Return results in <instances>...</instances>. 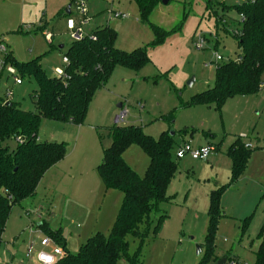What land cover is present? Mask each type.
<instances>
[{
  "label": "rangeland",
  "instance_id": "rangeland-1",
  "mask_svg": "<svg viewBox=\"0 0 264 264\" xmlns=\"http://www.w3.org/2000/svg\"><path fill=\"white\" fill-rule=\"evenodd\" d=\"M75 1L0 0V63L5 62L6 52L22 62L38 58L47 75L56 76V68L65 66L62 57L73 42L64 12ZM85 1L92 16V22L85 26L87 35L110 26L117 32V48L130 52L148 46L150 61L138 71L116 66L96 92L83 124L41 121L40 140L64 143L67 155L44 174L33 196L12 207L2 237L0 264H34L38 253H51L52 246L46 245L39 225L43 222L66 231L72 253L97 232L109 235L123 193L113 189L107 197L100 193L95 199L91 188L95 178L101 179L98 165L112 142L110 128L115 115L120 117L116 126H139L155 139L163 132L174 133L172 156L178 170L168 186L171 202L162 205L168 218L143 242V263L213 264L215 257H227V264H254L264 225V85L257 92L231 96L219 107L214 103L190 104L193 96L214 86L217 65L236 60L241 53L234 36L242 29L235 6L245 0H169L155 9L148 21L141 19L132 0ZM110 8L126 13L127 18L110 17ZM71 16L77 17L75 7ZM151 24L176 30L163 44L150 46L154 39ZM44 33L54 36L52 45ZM61 45L64 48L60 49ZM217 56L222 59L218 61ZM7 67L0 73V97L6 98L10 91V99L21 109L35 110L32 96L38 89L36 78L26 75L17 84ZM262 79L264 82V73ZM239 141L253 149L243 173L223 192L225 216L219 220L210 254L205 239L209 196L213 188L230 182L228 151ZM185 144L192 149L212 145L215 150L206 160L195 159L190 153L177 157ZM4 145L14 149L17 142L12 138ZM124 159L144 176L149 157L139 145L129 146ZM65 184L73 187L72 197L64 191ZM64 196L71 200L68 206ZM248 216L252 219L243 232L242 220ZM129 242L130 254L139 250L138 239L129 237ZM29 249L31 256L27 257ZM52 253L58 256L56 250Z\"/></svg>",
  "mask_w": 264,
  "mask_h": 264
},
{
  "label": "trees",
  "instance_id": "trees-1",
  "mask_svg": "<svg viewBox=\"0 0 264 264\" xmlns=\"http://www.w3.org/2000/svg\"><path fill=\"white\" fill-rule=\"evenodd\" d=\"M136 2L140 17L148 21L163 0H132ZM241 16L242 29L234 33L241 53L236 60L222 61L217 65L214 86L192 97L190 104L214 103L221 106L236 94H250L260 90L264 73V0H245L235 6ZM154 39L149 44H163L171 32L151 24ZM117 32L110 26L102 27L83 40L70 44L65 56L64 74L49 76L40 60H17L6 52L5 64L15 67L18 75L34 76L38 89L32 96L35 110H23L11 99L0 97V249L7 221L15 204L33 196L44 174L67 155L64 143L42 142L38 131L43 119L71 121L83 124L89 106L96 94L111 77L116 66L138 71L150 61L148 46L127 52L115 46ZM112 142L104 149L98 173L107 189L123 193V202L109 235L102 232L89 237L77 253L66 249L61 229H52L43 222L44 233L65 254L54 264H144L141 246L148 235L156 234L168 215L162 205L171 202L168 186L178 170L173 159V134L163 132L159 139L144 132L142 127L116 126L110 128ZM22 138L14 149L4 145L8 139ZM139 145L149 157L144 176L139 175L124 159L129 146ZM252 147L240 141L231 146L228 155L232 160L230 182L211 191L208 210L206 242L213 253L212 243L219 220L225 216L222 196L243 173ZM156 219L154 220L153 218ZM252 216L242 220L246 232ZM129 237L140 241V248L129 253ZM261 243L254 264H264V225L259 233ZM219 258L215 257L214 262ZM236 264H245L236 261Z\"/></svg>",
  "mask_w": 264,
  "mask_h": 264
},
{
  "label": "built area",
  "instance_id": "built-area-1",
  "mask_svg": "<svg viewBox=\"0 0 264 264\" xmlns=\"http://www.w3.org/2000/svg\"><path fill=\"white\" fill-rule=\"evenodd\" d=\"M75 10L77 13V17L75 18H70L68 20V30L70 32V37L74 41H80L83 40L85 37L89 36L85 32V26L90 24L92 21V16L89 14V10L87 7V2L85 0H76L75 1ZM109 16L114 17V18H127V14L116 10L114 8H110L108 10ZM91 35V34H90ZM44 37L48 42H52L53 35L51 33H44ZM198 48H203L202 44H197ZM2 50L6 51L5 48H2ZM221 56H217V60H221ZM63 63L66 65L69 63V59L67 56H63ZM7 67L5 62L0 63V73L3 72L4 68ZM7 71L13 75L14 80L17 84L22 83L21 77L18 75L17 70L13 66H8ZM56 74L57 76H61L64 74V69L63 68H57L56 69ZM12 96V92L9 91L8 95H6L7 99H10ZM17 142L21 143L22 138L19 136L16 139ZM246 147L251 148L252 145L249 143H246ZM215 148L212 145L206 146V147H201L198 149H192V147L189 144H185L180 146V149L177 152V157L181 158L183 157L186 153H190L193 158L195 159H201V160H206L208 159L209 155L211 154L212 151H214ZM58 255L63 256L64 253L61 249H58ZM232 264H236L235 262Z\"/></svg>",
  "mask_w": 264,
  "mask_h": 264
},
{
  "label": "crops",
  "instance_id": "crops-1",
  "mask_svg": "<svg viewBox=\"0 0 264 264\" xmlns=\"http://www.w3.org/2000/svg\"><path fill=\"white\" fill-rule=\"evenodd\" d=\"M73 7H75V4L73 3ZM73 7H72V5L70 4L67 8H66V10H65V12H64V15H65V17H66V19H67V22H68V20L70 19V18H73L71 15H72V13H73ZM68 10H70V13H67V11ZM120 11V10H119ZM92 22V21H91ZM46 40V39H45ZM53 40H54V36H53V39H52V42H48L47 40V43L48 44H50V45H52L53 44ZM62 48H64V46L63 45H61L60 46V49H62ZM65 56V55H64ZM62 62H63V57H62ZM57 68H59V67H57ZM56 68V69H57ZM57 76V75H56ZM122 115H125V112H123L122 113ZM119 121H120V117L118 116V115H115L114 116V118H113V123H114V125H117L118 123H119ZM40 139V138H39ZM66 158V157H65ZM64 158V159H65ZM63 159V160H64ZM63 160H61L60 162H62ZM59 162V163H60ZM59 163H57L56 165H58ZM56 165H54V166H56ZM80 186V185H79ZM78 186V187H79ZM77 187V188H78ZM72 186H70V185H68V184H65V186L63 187V189H64V191H69L70 193H69V195H70V197H72L73 196V193H72ZM216 189V188H215ZM233 189V187L232 188H230V190H232ZM109 190H113V189H107L106 187H105V185H104V183H103V181H101V179H94L93 180V183H92V188H91V191H92V193L94 194V197L93 198H95V199H98V196L100 195V193L101 194H103L104 193V197H107L110 193V191ZM212 190H214V188L212 189ZM211 190V191H212ZM79 191H81V188L79 189ZM64 198L66 199V203H65V205L66 206H68L69 204H71V200H69V198H67V196H64ZM68 199V200H67ZM71 199V198H70ZM39 225H41V223L39 224ZM61 231H62V229H61ZM103 233V232H102ZM62 234H63V236H64V238H65V243H66V249L70 252V250L68 249V246H67V237H66V231L64 232H62ZM94 235V234H93ZM45 236H46V238H47V240L45 241V243H46V245L47 246H52V247H50L51 248V253H49V254H45V253H43V252H40V253H38L37 254V257H36V262L34 263V264H54L61 256L60 255H55V253H52L54 250H56L57 252H58V249H61L62 251H63V253L65 254V249H63L60 245H57L52 239H50L46 234H45ZM89 237H91V236H89ZM88 237V238H89ZM34 245V244H33ZM49 248V247H48ZM72 253V252H71ZM26 256L27 257H30L31 256V253H30V249H29V252L28 253H26ZM4 263H9V262H4ZM4 263H2V264H4Z\"/></svg>",
  "mask_w": 264,
  "mask_h": 264
},
{
  "label": "water",
  "instance_id": "water-1",
  "mask_svg": "<svg viewBox=\"0 0 264 264\" xmlns=\"http://www.w3.org/2000/svg\"><path fill=\"white\" fill-rule=\"evenodd\" d=\"M169 2V0H163L162 3L163 4H167ZM67 13H70V10L67 11ZM119 107L121 108L122 107V104L119 105ZM171 134H174L173 132ZM201 253V249L199 248L198 250V254ZM227 257H223L221 259H219L218 261L214 262L213 264H227Z\"/></svg>",
  "mask_w": 264,
  "mask_h": 264
}]
</instances>
